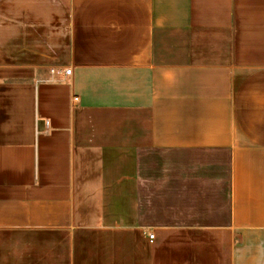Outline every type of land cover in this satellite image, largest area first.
I'll use <instances>...</instances> for the list:
<instances>
[{
	"label": "crops",
	"instance_id": "crops-1",
	"mask_svg": "<svg viewBox=\"0 0 264 264\" xmlns=\"http://www.w3.org/2000/svg\"><path fill=\"white\" fill-rule=\"evenodd\" d=\"M0 264H264V0H0Z\"/></svg>",
	"mask_w": 264,
	"mask_h": 264
},
{
	"label": "built area",
	"instance_id": "built-area-1",
	"mask_svg": "<svg viewBox=\"0 0 264 264\" xmlns=\"http://www.w3.org/2000/svg\"><path fill=\"white\" fill-rule=\"evenodd\" d=\"M52 73H53V71H52ZM64 75H68L69 73H70V70H65V71H63L62 72ZM149 240L151 241L152 239H153V235L151 234V235H149Z\"/></svg>",
	"mask_w": 264,
	"mask_h": 264
}]
</instances>
